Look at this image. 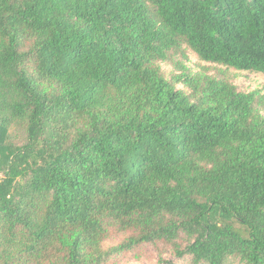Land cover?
Returning <instances> with one entry per match:
<instances>
[{
	"label": "trees",
	"instance_id": "16d2710c",
	"mask_svg": "<svg viewBox=\"0 0 264 264\" xmlns=\"http://www.w3.org/2000/svg\"><path fill=\"white\" fill-rule=\"evenodd\" d=\"M228 69L264 75V0H0V264H264V95Z\"/></svg>",
	"mask_w": 264,
	"mask_h": 264
},
{
	"label": "rangeland",
	"instance_id": "374dc122",
	"mask_svg": "<svg viewBox=\"0 0 264 264\" xmlns=\"http://www.w3.org/2000/svg\"><path fill=\"white\" fill-rule=\"evenodd\" d=\"M188 59L184 60V64L194 73H205L207 75L215 76L221 70L226 68L212 65L201 61L198 56L187 49ZM162 69L167 77L174 70L170 65L163 64ZM228 75L230 76L233 84L237 86L239 91L252 92L259 91L264 95V75L259 73L240 72L233 69H228ZM179 88V86H178ZM161 260L167 262L178 263L170 250H167L163 246H143L133 254H129L123 257L119 264H161ZM182 264V262H179Z\"/></svg>",
	"mask_w": 264,
	"mask_h": 264
}]
</instances>
